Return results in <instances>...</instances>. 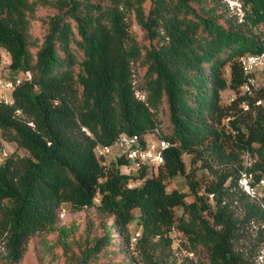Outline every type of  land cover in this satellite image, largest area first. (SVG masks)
I'll list each match as a JSON object with an SVG mask.
<instances>
[{
    "label": "trees",
    "instance_id": "trees-1",
    "mask_svg": "<svg viewBox=\"0 0 264 264\" xmlns=\"http://www.w3.org/2000/svg\"><path fill=\"white\" fill-rule=\"evenodd\" d=\"M239 3L242 14L232 17L217 0H0V63L2 50L10 55L3 75H32L11 91V103L0 102L2 136L28 152L0 164V237L9 239V259L20 261L24 241L54 228L68 204L113 218L83 240L84 264L111 258L118 241L160 264L157 246H172L173 229L199 264H258L236 244L245 224L264 221V185L256 197L240 184L245 176L253 190L264 180V84L246 92L241 64L264 51V0ZM38 5L56 9L41 39L31 33ZM133 18L157 44L132 37ZM136 61L146 65L147 100L135 94ZM227 89L235 98L224 104ZM163 102L169 146L157 170L133 171L124 154L107 162L98 153L122 134L156 131ZM200 170L207 174L198 177ZM179 176L187 191L169 190Z\"/></svg>",
    "mask_w": 264,
    "mask_h": 264
},
{
    "label": "rangeland",
    "instance_id": "rangeland-1",
    "mask_svg": "<svg viewBox=\"0 0 264 264\" xmlns=\"http://www.w3.org/2000/svg\"><path fill=\"white\" fill-rule=\"evenodd\" d=\"M222 5V8L228 16H241V5L239 0H217ZM150 1L147 2L146 7L149 8ZM56 11L51 6L38 5L36 8L35 17L31 21V33L41 39L43 31L45 30V20L49 15ZM130 33L138 43L143 47H149L151 43L157 44L156 41H150L146 38L144 31L139 27L136 20H131ZM142 47V48H143ZM144 49V48H143ZM36 48H32L35 51ZM10 55L2 50V61L0 63L4 71L9 70ZM146 65L142 61H136L132 65L133 84L135 94L142 100H147L148 92L146 90ZM256 87L264 84V67L255 71ZM244 91V90H243ZM235 98V93L231 89H227L222 94V102L229 104ZM246 105V104H245ZM155 115L160 121L158 129L161 133L169 129V113L168 106L163 102L157 110ZM151 136V135H149ZM98 151V150H97ZM6 153L7 156L3 154ZM99 153V151H98ZM119 150L114 149L105 155L106 161L115 160ZM16 158L28 155L25 149L18 148L16 143L7 141L2 136L0 131V164L9 156ZM190 155L185 154L184 159L189 171L191 166ZM252 158L249 155L244 156L245 165H249ZM156 174V173H155ZM154 174V175H155ZM207 174L206 170L198 171L200 175ZM244 177V176H243ZM136 185H141V182H136ZM241 185L242 182H240ZM264 181L257 185L252 196L261 197L263 191ZM168 188L179 189L187 191V181L185 176H179L168 181ZM251 189V188H250ZM245 190V189H244ZM252 190V189H251ZM237 215L244 216V211L238 207ZM113 218H106L95 207L85 208L80 211H73L68 204H63L57 214V221L54 228H47L38 231L33 236L29 237L27 241L22 244V259L20 261H13L8 258L9 249L8 237H0V264H84L81 261V244L87 236L99 234V227L103 223L111 224ZM135 233V237L138 236ZM100 235H102L100 233ZM173 238L172 246H167L164 241H161L157 246L156 261L160 264H199L200 256L189 249L183 236L173 229L170 232ZM132 247L136 243V238L131 240ZM118 252L113 254L111 258H100L91 264H149L143 259L138 250H124L120 247V241L117 242ZM238 250L243 253L250 260L258 264H264V221L252 220L250 224L243 226L240 240L236 244Z\"/></svg>",
    "mask_w": 264,
    "mask_h": 264
},
{
    "label": "built area",
    "instance_id": "built-area-1",
    "mask_svg": "<svg viewBox=\"0 0 264 264\" xmlns=\"http://www.w3.org/2000/svg\"><path fill=\"white\" fill-rule=\"evenodd\" d=\"M241 64L244 72L249 75L247 82L243 85V89L249 94H252L256 87V79L253 73H255L257 69L264 67V51L242 56ZM31 77V72L26 71L22 75H14L12 78H7L3 75V68L0 65V102L11 103V91L19 85L22 80L31 79ZM260 103L261 101H257V104ZM244 107L247 108V105L244 104ZM168 146V140L163 138L161 132L156 129V131L151 134L145 135L143 139L138 135L131 136L122 134L111 145L97 147V150L99 153L106 155L117 148V150H119L118 155L124 154L127 157L132 165L133 171H137L143 166L153 167L157 170L158 167L164 163L165 150ZM3 155L7 156L6 153ZM240 182H242L244 189L248 193L253 192L245 176Z\"/></svg>",
    "mask_w": 264,
    "mask_h": 264
}]
</instances>
